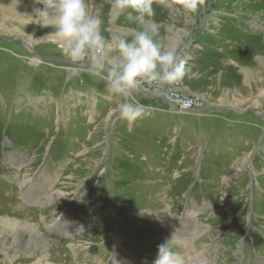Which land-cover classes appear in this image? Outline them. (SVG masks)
<instances>
[{"label": "rangeland", "instance_id": "374dc122", "mask_svg": "<svg viewBox=\"0 0 264 264\" xmlns=\"http://www.w3.org/2000/svg\"><path fill=\"white\" fill-rule=\"evenodd\" d=\"M92 7L109 39L139 27L110 0ZM153 7L157 39L189 69L165 96L199 111L146 109L129 123L51 29L29 22L32 0H0V222L29 224L22 235L0 224V264H152L165 242L179 264H264V0ZM209 19L213 68L194 57L216 38L197 36Z\"/></svg>", "mask_w": 264, "mask_h": 264}, {"label": "clouds", "instance_id": "9594fccd", "mask_svg": "<svg viewBox=\"0 0 264 264\" xmlns=\"http://www.w3.org/2000/svg\"><path fill=\"white\" fill-rule=\"evenodd\" d=\"M170 15L196 14L204 0H156ZM32 20L51 31L47 36L60 46L68 59L84 64L88 75L104 83L106 92L119 99L112 110L117 119L134 123L146 114L138 96L157 88L169 89L188 75L189 69L158 37L150 22L154 0H110V11L126 14L139 26L111 39L102 33V19L92 0H32ZM152 264H179L177 253L165 242L158 246Z\"/></svg>", "mask_w": 264, "mask_h": 264}, {"label": "crops", "instance_id": "0c3cea01", "mask_svg": "<svg viewBox=\"0 0 264 264\" xmlns=\"http://www.w3.org/2000/svg\"><path fill=\"white\" fill-rule=\"evenodd\" d=\"M219 21H217V19H209L207 22L202 23L201 26H199V32L197 33V36H199L201 33H209L211 34V38L212 37H216L213 38V43L212 44H208L203 46L202 48H199L201 50L198 49V47H194V51L198 50V53L195 57V59H197L198 63H205L206 65H209L210 67H217L219 65V36H213L214 32L213 31V24L218 23ZM216 35V34H215ZM206 39V38H205ZM233 58V57H232ZM234 59V58H233ZM236 60V59H235ZM64 62V60H61ZM164 88L163 89H150L149 91L143 93L142 95H139L137 98L140 101H145L146 103H155L156 105H148L145 106L146 109H150L152 111H164L166 113H171V112H177V113H181L177 107L171 103L165 96V92H164ZM117 104L120 102L115 101ZM191 113H197V112H192ZM162 118H166L164 116H162L160 118L161 121ZM166 123V122H165ZM163 123V125L165 124Z\"/></svg>", "mask_w": 264, "mask_h": 264}, {"label": "bare ground", "instance_id": "6f19581e", "mask_svg": "<svg viewBox=\"0 0 264 264\" xmlns=\"http://www.w3.org/2000/svg\"><path fill=\"white\" fill-rule=\"evenodd\" d=\"M29 1V0H28ZM31 2V1H30ZM29 4V3H28ZM20 5H22V4H20ZM23 6H24V4H23ZM20 7V6H19ZM26 7V6H25ZM22 9V8H21ZM24 9V8H23ZM26 10V9H25ZM29 13V12H28ZM31 13V12H30ZM28 15V14H27ZM31 15V14H30ZM21 17V16H20ZM29 17V16H28ZM22 18H24V17H22ZM7 19V18H6ZM5 19V20H6ZM18 21V19L16 18V16H11L9 19H8V21L7 22H10V21ZM28 19H26V21H27ZM21 21H19V23H20ZM253 54H254V52H253ZM264 55V54H263ZM260 56V55H259ZM244 79V78H243ZM242 79V80H243ZM221 98V97H220ZM234 100V99H233ZM225 102V100H221V103H224ZM235 102V101H234ZM238 102V101H237ZM240 102V101H239ZM58 194L60 195H63L64 194V192H62L61 190H60V192H58ZM53 196V195H52ZM54 198V197H53ZM52 198V199H53ZM55 199V198H54ZM1 222H0V224L1 225H5V224H7V226L6 227H8L9 225H11L12 227H15V230H13L15 233H16V235H22L23 233V230L25 229V228H27L28 227V225H27V223H26V221H23V220H20V219H14V218H12V217H2L1 218ZM32 227V226H31ZM34 229H35V226H34ZM3 232V231H2ZM31 234V233H30ZM15 235V234H14ZM35 235V234H34ZM36 235H39V234H36ZM2 236L3 237H5L4 236V232H3V234H2ZM40 236V235H39ZM20 237V236H19ZM33 239V238H32ZM15 241V240H14ZM14 241H13V243H14ZM31 241V240H30ZM3 242H5L2 238H0V243H3ZM32 242V241H31ZM15 243H17V242H15ZM15 243H14V245H15ZM6 244H8V242L6 243ZM13 245V244H12ZM0 246H1V249H2V247L3 246H5V244H0ZM4 249V248H3ZM7 255V254H6ZM41 255H43V254H41ZM18 256V255H17ZM14 258V257H13ZM25 259V258H24ZM26 260V259H25ZM40 260V259H39ZM44 262V261H43ZM203 264H206V262H202Z\"/></svg>", "mask_w": 264, "mask_h": 264}, {"label": "built area", "instance_id": "2783aa9c", "mask_svg": "<svg viewBox=\"0 0 264 264\" xmlns=\"http://www.w3.org/2000/svg\"><path fill=\"white\" fill-rule=\"evenodd\" d=\"M166 95H168L166 93ZM168 98V97H167ZM174 105L177 106V109L180 112H198V108L196 107V103L193 99L185 96H178L175 93H171V98H168Z\"/></svg>", "mask_w": 264, "mask_h": 264}, {"label": "water", "instance_id": "95a60500", "mask_svg": "<svg viewBox=\"0 0 264 264\" xmlns=\"http://www.w3.org/2000/svg\"><path fill=\"white\" fill-rule=\"evenodd\" d=\"M45 60H54L57 59L58 61H61L63 59H59V58H52V57H43Z\"/></svg>", "mask_w": 264, "mask_h": 264}]
</instances>
